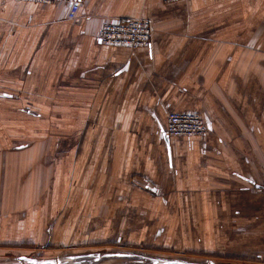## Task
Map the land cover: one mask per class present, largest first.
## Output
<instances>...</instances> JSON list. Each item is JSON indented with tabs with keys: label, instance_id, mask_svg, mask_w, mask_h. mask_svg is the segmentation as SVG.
<instances>
[{
	"label": "crops",
	"instance_id": "obj_1",
	"mask_svg": "<svg viewBox=\"0 0 264 264\" xmlns=\"http://www.w3.org/2000/svg\"><path fill=\"white\" fill-rule=\"evenodd\" d=\"M67 14L0 0V245L264 262V0ZM130 18L150 46L99 41ZM185 111L209 134L168 137Z\"/></svg>",
	"mask_w": 264,
	"mask_h": 264
},
{
	"label": "built area",
	"instance_id": "obj_2",
	"mask_svg": "<svg viewBox=\"0 0 264 264\" xmlns=\"http://www.w3.org/2000/svg\"><path fill=\"white\" fill-rule=\"evenodd\" d=\"M20 2L64 3L68 6L67 18L76 21L82 6L90 0H17ZM176 3L186 0H162ZM154 32L152 20L146 18L118 19L104 24L97 37L102 44L127 47L135 50L151 45ZM166 134L171 138L204 137L209 128L198 112H171L167 117ZM264 176V173H263Z\"/></svg>",
	"mask_w": 264,
	"mask_h": 264
},
{
	"label": "rangeland",
	"instance_id": "obj_3",
	"mask_svg": "<svg viewBox=\"0 0 264 264\" xmlns=\"http://www.w3.org/2000/svg\"><path fill=\"white\" fill-rule=\"evenodd\" d=\"M44 248L33 245L15 248L0 245V264H46L48 262L50 264H152L156 259L160 260L157 256L144 255L140 252H130L131 254L128 255L123 254L124 257H117L111 251L104 250ZM196 260L198 259H194L192 262H196ZM217 260L219 261V259ZM216 264H264V262L219 261Z\"/></svg>",
	"mask_w": 264,
	"mask_h": 264
},
{
	"label": "flooded vegetation",
	"instance_id": "obj_4",
	"mask_svg": "<svg viewBox=\"0 0 264 264\" xmlns=\"http://www.w3.org/2000/svg\"><path fill=\"white\" fill-rule=\"evenodd\" d=\"M166 261H172V259H163V260H158V261L156 259L155 261H153L152 264H159V263L161 264ZM177 261H179L180 264H201V262H185L184 260H181V259H177Z\"/></svg>",
	"mask_w": 264,
	"mask_h": 264
},
{
	"label": "water",
	"instance_id": "obj_5",
	"mask_svg": "<svg viewBox=\"0 0 264 264\" xmlns=\"http://www.w3.org/2000/svg\"><path fill=\"white\" fill-rule=\"evenodd\" d=\"M46 264H50V262L46 263ZM160 264V263H159ZM161 264H180L179 261L177 260H172V261H166V262H163Z\"/></svg>",
	"mask_w": 264,
	"mask_h": 264
}]
</instances>
